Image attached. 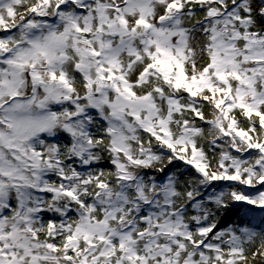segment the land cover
I'll list each match as a JSON object with an SVG mask.
<instances>
[{
    "label": "snow or ice",
    "instance_id": "snow-or-ice-1",
    "mask_svg": "<svg viewBox=\"0 0 264 264\" xmlns=\"http://www.w3.org/2000/svg\"><path fill=\"white\" fill-rule=\"evenodd\" d=\"M257 257L264 0H0V264Z\"/></svg>",
    "mask_w": 264,
    "mask_h": 264
},
{
    "label": "rangeland",
    "instance_id": "rangeland-1",
    "mask_svg": "<svg viewBox=\"0 0 264 264\" xmlns=\"http://www.w3.org/2000/svg\"><path fill=\"white\" fill-rule=\"evenodd\" d=\"M244 215H245V212L243 208H234L231 212L226 213L225 216L222 218V222L226 223V225H223L221 227H225L229 223H232V222H237L240 219V217H243ZM228 220H231V221L227 224ZM259 260L260 258L257 257V260L252 261L251 264H259Z\"/></svg>",
    "mask_w": 264,
    "mask_h": 264
},
{
    "label": "water",
    "instance_id": "water-1",
    "mask_svg": "<svg viewBox=\"0 0 264 264\" xmlns=\"http://www.w3.org/2000/svg\"><path fill=\"white\" fill-rule=\"evenodd\" d=\"M230 221H231V220H228L227 224H228ZM222 223H223V222H222ZM222 223H221L220 227L223 226V225H226V223H223V224H222Z\"/></svg>",
    "mask_w": 264,
    "mask_h": 264
}]
</instances>
